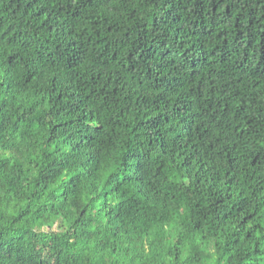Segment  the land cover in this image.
Listing matches in <instances>:
<instances>
[{
  "label": "trees",
  "instance_id": "obj_1",
  "mask_svg": "<svg viewBox=\"0 0 264 264\" xmlns=\"http://www.w3.org/2000/svg\"><path fill=\"white\" fill-rule=\"evenodd\" d=\"M0 264H264V0H0Z\"/></svg>",
  "mask_w": 264,
  "mask_h": 264
}]
</instances>
